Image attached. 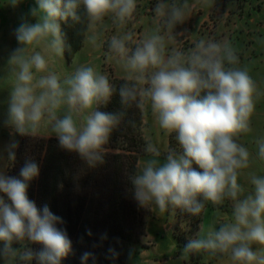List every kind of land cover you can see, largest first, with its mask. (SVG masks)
I'll use <instances>...</instances> for the list:
<instances>
[{
	"label": "clouds",
	"instance_id": "9594fccd",
	"mask_svg": "<svg viewBox=\"0 0 264 264\" xmlns=\"http://www.w3.org/2000/svg\"><path fill=\"white\" fill-rule=\"evenodd\" d=\"M21 2L8 0L13 8ZM137 7V0H35L29 9L35 23L22 17L14 29L18 46L8 56L7 74L0 78L11 81L7 109L0 118V126L9 129L10 136L0 147L2 264H63L74 251L63 217L47 204L38 207L28 196L30 183L39 175L38 163L26 159L18 176L7 174L16 162L15 137L35 138L42 122H47L61 150L94 168L104 162L106 145L127 116L126 109L143 108L145 101L150 102L158 126L175 133L181 151L169 149L163 163L147 159L127 177L137 206L154 207L159 214L179 210L199 216L206 202L220 205L230 200L232 221L215 222L204 235L199 231L184 245L178 261L206 253L226 254L233 264H264V176L250 174L252 190L243 197L245 188L238 183L252 156L239 138L251 131L257 87L248 71L238 66L239 56L226 41L200 39L187 50L169 46L188 31H176L186 21V2L156 0L152 9L156 26L135 43L131 31L111 37L108 52L128 72L119 87L92 65H81L70 74L49 68L53 55L71 50L61 22L86 21L91 30L110 17L113 24L124 25L134 18ZM114 95L119 96L121 109L101 111ZM255 143L256 155L264 161V138ZM145 151L160 156L151 143ZM86 234L93 235L91 229ZM100 239L107 241V233ZM25 241L40 248L25 246ZM79 242L84 243L83 236ZM122 250V241L113 238L106 259L115 262ZM134 254L130 246L127 258ZM95 259L94 252L84 251L80 264L89 260L94 264Z\"/></svg>",
	"mask_w": 264,
	"mask_h": 264
},
{
	"label": "trees",
	"instance_id": "16d2710c",
	"mask_svg": "<svg viewBox=\"0 0 264 264\" xmlns=\"http://www.w3.org/2000/svg\"><path fill=\"white\" fill-rule=\"evenodd\" d=\"M220 1L215 0L217 7H220ZM61 24L66 41L71 46V50H66L64 54L71 59L84 45L88 33L87 22L81 25L71 21ZM109 80L119 87L127 79ZM120 109L119 96L114 95L111 102L100 110L116 112ZM126 112L124 121L113 131L106 145L108 152L104 155V162L94 168L85 165L76 154L61 150L56 138H18L16 162L9 175L18 176L26 159L38 163L39 175L30 183L28 196L38 207L47 204L53 213L66 221L64 227L73 241L74 251L63 264H80V255L84 251L94 252V264H130L127 249L140 245L141 238L146 234L150 209L137 206L127 181V177L138 171L140 158L148 154L145 151L149 144L144 133L145 104L143 108L133 105ZM169 149L181 151L175 133L169 135ZM209 209L227 212L230 210L229 200L220 205L206 202L199 216L178 212L196 228L202 221V215ZM86 229H91V237L86 234ZM104 233L108 235L107 241L100 239ZM81 236L84 238L83 244L79 242ZM115 237L122 241L123 250L113 262L106 259V250ZM175 238L180 247L188 242L185 236L179 234H175ZM25 246L40 248V245L28 244L27 241ZM88 264H93V261L89 260Z\"/></svg>",
	"mask_w": 264,
	"mask_h": 264
},
{
	"label": "rangeland",
	"instance_id": "374dc122",
	"mask_svg": "<svg viewBox=\"0 0 264 264\" xmlns=\"http://www.w3.org/2000/svg\"><path fill=\"white\" fill-rule=\"evenodd\" d=\"M215 1V0H214ZM172 2V0H169ZM179 3L181 0H175ZM212 4L213 1L209 0ZM156 0H137V11L134 18L124 25L113 24L110 17H106L102 22L94 25L88 30L82 49L77 52L71 59L63 56L53 55L49 61V68L61 74H70L81 65H92L98 72L107 74L108 78L127 79L128 72L123 67V62L111 56L108 52V42L114 35H122L124 32L131 31L135 33V39L139 40L151 32L156 26V19L152 9ZM245 0H221L220 7H214L210 17L201 23L199 28L189 30L184 37H178L175 41L169 43L170 47H178L184 50L191 48L194 43L200 39H211L220 42H228L239 56V65L245 50L250 47L254 31L248 25L249 22L244 19L243 6ZM35 6V0H22L15 8L9 6L8 0H0V78L7 74V59L10 52L18 46L13 35L14 29L21 22L22 17H26L30 22L35 23V19L29 15V9ZM199 7V6H198ZM198 7L194 10V15H198ZM200 8V7H199ZM202 12V9L198 10ZM204 18V17H203ZM187 20V19H186ZM187 21L183 25H178L177 32L187 29ZM144 31V32H143ZM144 33L143 35L141 33ZM39 50V49H37ZM238 65V66H239ZM260 81V90L264 88V76H258ZM11 81L0 80V118L7 109V98ZM258 91V88H257ZM255 109L251 116V131L244 133L245 136L239 138V142L247 147L252 154L250 158V167H259L262 164L256 153L258 151L255 141L259 139L254 132L261 133L264 124V98H254ZM145 128L144 133L149 141L160 151L159 157H153L147 154L140 158L138 167L147 159L156 158L164 162V157L169 151V133L158 126L156 117L151 111L149 101H145ZM254 123L255 126H252ZM255 128V131H254ZM51 132V126L47 122H42L38 131V138L51 139L55 136ZM20 136L15 138L18 140ZM249 139V140H248ZM10 140L9 129L0 126V147L6 145ZM13 165L8 168L7 174ZM248 169V168H247ZM246 169V170H247ZM241 170V176L238 177V183L245 175ZM250 175V174H247ZM244 187V186H243ZM0 195H3L0 193ZM230 210L223 212L220 210H206L202 215V221L198 227H193L187 218L180 216L178 210L176 213L159 214L153 207L150 208V217H148V226L146 234L141 238V244L135 246V254L130 260V264H181L178 261L177 251H182L183 246H179L175 234L185 236L187 241L197 238L207 233L213 223L221 219V214L231 215L232 219V202L229 200ZM231 220L224 221L230 222ZM26 241L24 242V245ZM16 247V244H14ZM20 245L17 244V248ZM176 247L177 249H173ZM190 261L187 264H216V256H209L206 253H193L190 255ZM2 264V262H0Z\"/></svg>",
	"mask_w": 264,
	"mask_h": 264
},
{
	"label": "crops",
	"instance_id": "0c3cea01",
	"mask_svg": "<svg viewBox=\"0 0 264 264\" xmlns=\"http://www.w3.org/2000/svg\"><path fill=\"white\" fill-rule=\"evenodd\" d=\"M213 3L211 4L209 0H183V2H186L189 5V9L187 11V30H194L196 28H199L201 23H203L208 17L211 16V12H213L214 7H216L215 1L212 0ZM246 3L243 6L244 11V19H246L247 22H249V26L254 31L252 42L250 47H248L245 50L242 63L239 65V67L244 68L248 71L249 75L252 77V79L255 81L256 87L258 88L257 95L254 96V98H264V88L260 90V87L262 86L260 81L257 80L258 76H264V0H245ZM200 8H199V7ZM198 7V10L202 9V12H199L197 10L198 15H194L195 8ZM204 17V18H203ZM119 27H121L119 25ZM154 29V28H153ZM152 29V30H153ZM151 30V31H152ZM188 31L186 34H188ZM144 32V31H143ZM141 33L142 35L144 33ZM149 34V33H148ZM252 126H255L254 123ZM255 131V128H254ZM255 134H259L258 137L264 138V124L262 127L261 133L254 132V135L251 137L252 139L255 137ZM245 136L242 134L240 138ZM249 140V139H248ZM243 172V171H242ZM245 175L241 178V185L244 186L245 191L242 193V197L249 194V192L252 190V185L250 184V175L247 174H256L258 176H264V161L262 162L261 166L259 167H250L247 170L243 172ZM241 176V175H240ZM232 221L231 215L228 214H221V219L218 221ZM173 249H177L174 247ZM182 251H177V257L181 254ZM190 261V259L187 262H182L181 264H187ZM216 264H233V262L228 258V256L225 254L223 256H216Z\"/></svg>",
	"mask_w": 264,
	"mask_h": 264
}]
</instances>
